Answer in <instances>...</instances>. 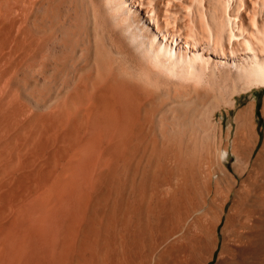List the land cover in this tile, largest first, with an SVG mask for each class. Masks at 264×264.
Listing matches in <instances>:
<instances>
[{
  "label": "bare ground",
  "instance_id": "bare-ground-1",
  "mask_svg": "<svg viewBox=\"0 0 264 264\" xmlns=\"http://www.w3.org/2000/svg\"><path fill=\"white\" fill-rule=\"evenodd\" d=\"M0 78V264H264V0H0Z\"/></svg>",
  "mask_w": 264,
  "mask_h": 264
},
{
  "label": "rangeland",
  "instance_id": "rangeland-1",
  "mask_svg": "<svg viewBox=\"0 0 264 264\" xmlns=\"http://www.w3.org/2000/svg\"><path fill=\"white\" fill-rule=\"evenodd\" d=\"M1 79V78H0ZM2 84H3V80H0V122H1V120H2V113H3V105H4V92H3V89H2ZM263 93V92H262ZM261 93V91H260V93H259V96L261 97L263 94ZM249 101V98L247 99L246 98V101ZM245 103V102H244ZM223 126L226 128L228 125H229V121H230V117H228L226 114H224L223 115ZM260 125H261V127H264V118L263 117H261L260 118ZM207 264H213V262L212 261H210V262H208Z\"/></svg>",
  "mask_w": 264,
  "mask_h": 264
}]
</instances>
